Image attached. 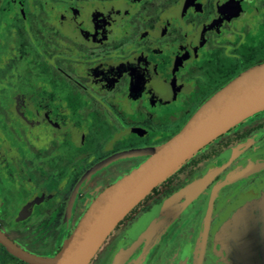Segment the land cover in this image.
I'll return each instance as SVG.
<instances>
[{"label":"flooded vegetation","instance_id":"1","mask_svg":"<svg viewBox=\"0 0 264 264\" xmlns=\"http://www.w3.org/2000/svg\"><path fill=\"white\" fill-rule=\"evenodd\" d=\"M262 63L264 0H0V236L55 256L98 195L148 156L107 161L167 142ZM248 168L217 190L205 226L212 190ZM210 169L213 181L149 252L119 258L133 225ZM179 171L90 264H264V110ZM0 264L29 263L0 242Z\"/></svg>","mask_w":264,"mask_h":264},{"label":"water","instance_id":"2","mask_svg":"<svg viewBox=\"0 0 264 264\" xmlns=\"http://www.w3.org/2000/svg\"><path fill=\"white\" fill-rule=\"evenodd\" d=\"M264 110V63L239 74L212 95L191 116L183 128L160 146L125 152L117 159L148 156L136 169L112 184L90 205L63 248L53 257H37L17 250L5 238L0 242L29 264H90L118 225L158 186L176 174L182 166L207 145L254 114ZM238 150L227 154L234 157ZM252 171L248 168L226 178L212 190L205 211V226L210 220L213 196L219 188ZM218 169H210L175 191L132 226L117 254L126 257L142 244L145 251L158 242L168 227L191 205L213 181ZM243 223L240 232L247 233Z\"/></svg>","mask_w":264,"mask_h":264},{"label":"trees","instance_id":"3","mask_svg":"<svg viewBox=\"0 0 264 264\" xmlns=\"http://www.w3.org/2000/svg\"><path fill=\"white\" fill-rule=\"evenodd\" d=\"M173 178H174V175L171 176L167 181H165L164 183H162L160 186H158L156 189H154L153 193H155V194L157 193L158 194V192L161 190V188H163L166 183H169L170 181H172ZM152 194H150L147 198H149Z\"/></svg>","mask_w":264,"mask_h":264}]
</instances>
